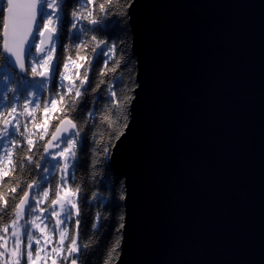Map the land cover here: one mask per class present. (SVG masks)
Returning <instances> with one entry per match:
<instances>
[{
	"label": "water",
	"instance_id": "water-1",
	"mask_svg": "<svg viewBox=\"0 0 264 264\" xmlns=\"http://www.w3.org/2000/svg\"><path fill=\"white\" fill-rule=\"evenodd\" d=\"M132 11L146 90L113 164L137 174L115 264H261L264 0H139Z\"/></svg>",
	"mask_w": 264,
	"mask_h": 264
},
{
	"label": "snow or ice",
	"instance_id": "snow-or-ice-1",
	"mask_svg": "<svg viewBox=\"0 0 264 264\" xmlns=\"http://www.w3.org/2000/svg\"><path fill=\"white\" fill-rule=\"evenodd\" d=\"M73 4L78 7L68 20L66 9ZM138 4L126 0L118 13L111 11L113 0H4L0 5V188L9 178L7 191L0 190V264H88L101 243L99 227L111 225L116 209L121 212L116 233L122 239L128 230L137 174L130 167L114 175L113 164L135 137L146 90L133 73V86L123 84L122 98L118 94L133 57L140 63L131 23ZM65 24H70L66 32ZM89 33L99 35L89 41ZM129 34L133 39L125 48L121 37ZM98 116L106 140L94 131ZM85 165L94 186L103 188L112 179L111 198H103L108 215L95 213L93 237L81 243L88 224L84 209L90 214L101 197L94 191L89 198L84 183H77L76 172ZM17 170L30 179L18 178ZM119 246L118 239L112 251Z\"/></svg>",
	"mask_w": 264,
	"mask_h": 264
},
{
	"label": "trees",
	"instance_id": "trees-1",
	"mask_svg": "<svg viewBox=\"0 0 264 264\" xmlns=\"http://www.w3.org/2000/svg\"><path fill=\"white\" fill-rule=\"evenodd\" d=\"M102 2V0H95V3L98 4ZM126 3V0H113V5H112V9L111 11L113 13H118L119 11L123 10V6ZM0 5H2V3L0 2ZM72 7H78L77 4H73L72 6H70L69 8L66 9V15H67V19L71 20V11H72ZM98 11V8H97ZM1 27H2V14H0V33H1ZM68 28H70V24H65L64 25V30L65 32L68 30ZM93 34H97L98 33H89L88 39L90 41L91 35ZM116 33L113 32L112 35H115ZM100 38H104V37H100ZM122 39L126 40L125 43V48H127V44L128 42H131L130 39V34L127 37H121ZM64 44L68 43V40L65 38L63 41ZM0 44H1V39H0ZM65 53L63 51L60 52V57H61V65L63 64V57H64ZM71 55L73 57H75L76 55V51L75 49H72L71 51ZM120 53L118 52L116 55V59H120ZM111 66V65H110ZM103 67V62L101 61L99 67L96 69V77L97 79L99 78V71L100 69ZM135 73V60L133 58L132 61V67L131 70L125 69L123 72V76H124V81L123 83L120 85V87L118 88V94L123 95V84H127L128 88H131L133 85L131 83V77L132 74ZM111 75V74H110ZM92 87H95V81L92 84ZM90 91V89H89ZM97 125H99V127H97L96 129H94V131H97L99 136L103 137V139H107V132H106V126L104 125H100L99 122V116L97 117ZM42 150V149H41ZM23 150H19L17 153V158L19 157V155L22 154ZM87 164L91 163V160L87 159ZM98 172L102 173V169H97ZM15 175L18 178H23L25 180L30 179V175L28 172H24L23 174H21L19 172V170H17V172L15 173ZM76 177H77V183H84V190L86 195L91 198L92 192L96 191V192H100L101 193V197L97 200L94 201V207L90 210V214H89V210L88 209H84L85 212V216L86 219H88V224H87V228L84 230V234H83V238L80 241L81 243H86L89 241L90 238L93 237V228H92V224L93 222H95L96 217H95V213L97 211H100L102 213V215L107 216L108 213L105 210L103 204L107 203L106 200H103L104 197H108L109 199L111 198V193L107 190L108 185L112 179V176L109 177V179L107 181H104L105 186L103 188L101 187H97L94 186L92 181H91V170L87 168V165H85V167L81 168L80 170H78L76 172ZM8 179L9 178H5L3 187L0 188V190L3 191H7L8 188ZM97 181H102L103 180V176L99 175L97 176ZM55 179L52 181L53 186L55 185ZM26 187V185H25ZM73 187H75V185H73ZM22 195V191L19 193ZM101 201H103V203H101ZM11 207V204H10ZM121 214L119 209H116L113 213H112V223L109 227H99L98 231L99 233L102 234L101 236V243L99 244L98 247H96L95 251L89 256L88 258V264H115L118 255H119V248H117L116 251H112V249L114 247H116L117 245V241L118 239L120 240V237L118 236V234L116 233L115 229L118 227L119 225V215ZM8 220L7 218L4 220V223H7ZM101 223H103V221H101Z\"/></svg>",
	"mask_w": 264,
	"mask_h": 264
},
{
	"label": "flooded vegetation",
	"instance_id": "flooded-vegetation-1",
	"mask_svg": "<svg viewBox=\"0 0 264 264\" xmlns=\"http://www.w3.org/2000/svg\"><path fill=\"white\" fill-rule=\"evenodd\" d=\"M45 186H47V185H45Z\"/></svg>",
	"mask_w": 264,
	"mask_h": 264
}]
</instances>
